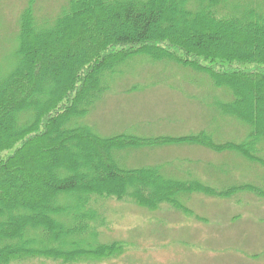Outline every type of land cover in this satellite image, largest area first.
<instances>
[{
	"label": "trees",
	"instance_id": "obj_1",
	"mask_svg": "<svg viewBox=\"0 0 264 264\" xmlns=\"http://www.w3.org/2000/svg\"><path fill=\"white\" fill-rule=\"evenodd\" d=\"M35 0L22 15L17 64L0 80V264L46 259L62 264L103 260L124 248L96 243L104 218L97 200L164 205L189 213L182 194L226 198V191L166 177L161 168L126 169L117 152L195 144L216 153L256 155L264 141V7L233 0H72L51 28H39ZM172 61L207 74L234 100L225 116L251 127L246 142L217 144L195 136L104 138L88 116L106 80L135 56ZM65 196L70 204H63ZM62 197L61 202L59 201ZM98 206V205H97Z\"/></svg>",
	"mask_w": 264,
	"mask_h": 264
},
{
	"label": "rangeland",
	"instance_id": "obj_2",
	"mask_svg": "<svg viewBox=\"0 0 264 264\" xmlns=\"http://www.w3.org/2000/svg\"><path fill=\"white\" fill-rule=\"evenodd\" d=\"M72 0H35L39 28H51ZM264 7V0H233ZM31 0H0V80L17 64L22 15ZM107 92L88 116V125L104 138L121 134L144 138L185 137L207 133L217 144H243L251 127L218 108L234 100L204 73L172 61L138 55L106 80ZM256 155L264 159V141ZM122 168L160 167L166 177L198 181L218 191L252 185L264 190V166L239 152L216 153L195 144H172L117 152ZM190 211L169 205L158 211L114 199L97 200L104 218L98 244L121 242L123 250L103 260L76 264H264V198L238 191L220 198L182 194ZM62 197L60 198V202ZM63 204H70L65 196ZM98 205V206H97ZM12 264H62L41 258Z\"/></svg>",
	"mask_w": 264,
	"mask_h": 264
}]
</instances>
